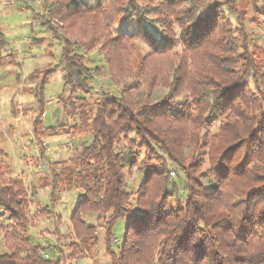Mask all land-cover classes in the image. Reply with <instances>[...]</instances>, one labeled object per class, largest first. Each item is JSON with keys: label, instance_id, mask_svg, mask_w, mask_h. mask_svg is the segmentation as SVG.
Returning <instances> with one entry per match:
<instances>
[{"label": "trees", "instance_id": "trees-1", "mask_svg": "<svg viewBox=\"0 0 264 264\" xmlns=\"http://www.w3.org/2000/svg\"><path fill=\"white\" fill-rule=\"evenodd\" d=\"M41 4L37 16L63 46L59 61L32 72L40 77L32 140L45 158L53 136L89 138L65 167L71 186L82 191L71 217L77 238L97 244L103 226L113 264H264L263 46L247 25L252 14L259 26L264 0ZM124 19L146 28L115 32ZM156 24L159 36L148 30ZM138 40L150 50L135 66ZM7 44L0 23V58ZM95 49L120 87L91 102L94 72L104 74L87 63ZM62 65L66 79L57 97L67 118L47 124V83ZM135 167L143 176L133 191L128 176ZM174 167L179 173L171 177ZM61 188L55 173L51 203L39 214L53 212ZM37 195L0 161V217L28 229ZM5 243L0 264H66L57 245L18 241L9 231ZM70 247V258L82 253L79 243Z\"/></svg>", "mask_w": 264, "mask_h": 264}, {"label": "rangeland", "instance_id": "rangeland-1", "mask_svg": "<svg viewBox=\"0 0 264 264\" xmlns=\"http://www.w3.org/2000/svg\"><path fill=\"white\" fill-rule=\"evenodd\" d=\"M95 4L97 0H85ZM212 3L222 0H211ZM42 12L41 0H0V23L8 39V44L2 50L4 57L0 58V161L12 171L26 185L29 192L37 188L38 195L32 198L30 214L32 218L28 229H22L7 216L0 217V254L9 251L5 243V233L9 231L13 237L21 241L41 244H54L61 248L66 264H113L112 256L105 243V229L99 226V242H84L77 238L72 224V214L81 200L82 191L68 181L66 161L72 157L74 151L81 147L88 137H69L65 135L53 136L47 139L49 149L45 158L39 157L38 145L32 140L33 121L36 115L37 99L35 86L40 77L32 72L48 63L59 61L63 43L53 38L50 30L42 24L37 14ZM252 14L247 23L249 29L255 28L258 43L263 46L261 61L264 62V16L259 19V26L251 22ZM53 24L60 28L62 23L53 19ZM150 27V28H149ZM151 27H154L151 29ZM146 28L136 19H124L116 22L112 29L121 33L135 32ZM148 30L159 36L161 26H148ZM44 37V42H37L35 38ZM50 41L53 42L49 45ZM150 50V46L143 40H138V49L134 54L136 66L142 57ZM13 53V54H11ZM89 66L100 67L104 74L94 72V89L88 94L91 102L99 99L103 90L119 91V83L108 70L103 53L95 49L87 53ZM66 70L62 65L54 72L47 83L46 93L48 108L45 116L47 124L66 120V113L57 95L63 90ZM253 85V78H249ZM73 122V121H71ZM219 123H215L211 130L216 132ZM1 149L3 152H1ZM176 169L177 175L179 168ZM172 169V170H173ZM55 173L61 179L62 188L60 199L53 212L39 214L47 204L51 203L52 181ZM175 175V177L177 176ZM143 170L135 167L133 174L128 176L129 187L136 190L139 187ZM90 222L100 223L95 216H89ZM125 219L118 222V235L121 237L125 229ZM79 243L82 253L72 259L70 244ZM115 249L118 251L117 246ZM51 254V253H50Z\"/></svg>", "mask_w": 264, "mask_h": 264}, {"label": "built area", "instance_id": "built-area-1", "mask_svg": "<svg viewBox=\"0 0 264 264\" xmlns=\"http://www.w3.org/2000/svg\"><path fill=\"white\" fill-rule=\"evenodd\" d=\"M176 175V169L171 170V177H174Z\"/></svg>", "mask_w": 264, "mask_h": 264}, {"label": "crops", "instance_id": "crops-1", "mask_svg": "<svg viewBox=\"0 0 264 264\" xmlns=\"http://www.w3.org/2000/svg\"><path fill=\"white\" fill-rule=\"evenodd\" d=\"M34 128V127H33Z\"/></svg>", "mask_w": 264, "mask_h": 264}]
</instances>
